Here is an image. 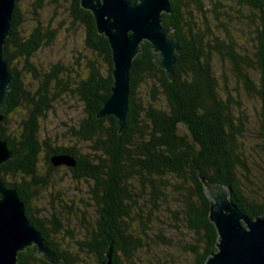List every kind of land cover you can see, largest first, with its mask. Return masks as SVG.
<instances>
[{
	"label": "trees",
	"instance_id": "obj_1",
	"mask_svg": "<svg viewBox=\"0 0 264 264\" xmlns=\"http://www.w3.org/2000/svg\"><path fill=\"white\" fill-rule=\"evenodd\" d=\"M43 1L37 0L35 5L42 7ZM169 1L172 11L162 13L163 25L174 28L168 35L177 37L181 47L174 76L169 78L155 63L159 54L144 40L133 60L126 127L120 132L114 115L98 117L114 82L109 40L98 31L93 13L81 5V0H73L72 14L86 28L87 47L107 66L91 61L89 74L75 90L84 104V116L71 131L86 144L81 150L42 137L41 120L61 93L53 95L51 86L54 80L62 86L60 67L43 73L31 58L54 39L55 31L37 28L22 36L20 0L16 2L14 25L5 48L15 83L6 96L8 104L0 108V115H4L2 136L13 157L0 165V177L18 190L28 219L67 264H102L111 245L114 264H152L156 256L148 250L149 238L172 245L173 238L164 237L162 227L155 228L159 222H166L158 216L163 211L183 221L191 235L183 248L193 258L186 264H206L217 251L219 234L210 219V198L201 177L231 186L232 199L251 217L264 214V185L259 198L242 190V176L248 181L252 176L243 140L246 132L236 115V102L230 96L224 98L228 85L219 81L214 62L216 56L228 61L246 91L264 98V0ZM243 24L252 30L254 52H245L242 41L234 35L233 29ZM239 31L244 33L242 28ZM16 58L24 59L25 69L40 79L35 88L24 85L14 64ZM255 77L260 80L258 86ZM146 84L148 99L140 95ZM18 112L19 128L10 133L12 117ZM43 152L47 165L44 174L39 167ZM56 154L73 156L76 165L55 166L51 158ZM63 166L74 178L88 183L89 205L94 207L93 222L86 216L87 209L79 208L84 226L75 239L73 230L65 228L69 222L63 220L69 218L65 210L74 206L63 197L56 199L57 204L53 202L51 219L40 216L33 206L41 189L48 187L52 172ZM66 236L74 239L76 249L63 246L61 241ZM158 263L163 264L162 260ZM18 264L52 263L38 256L36 246H31L19 253Z\"/></svg>",
	"mask_w": 264,
	"mask_h": 264
},
{
	"label": "rangeland",
	"instance_id": "obj_2",
	"mask_svg": "<svg viewBox=\"0 0 264 264\" xmlns=\"http://www.w3.org/2000/svg\"><path fill=\"white\" fill-rule=\"evenodd\" d=\"M36 1L20 0L22 22L19 31L22 36H27L37 28H42L43 31H55L54 39L36 51L31 61L37 70L43 73L51 72L59 66V80L62 85L58 87L57 80H54L51 85L53 95L61 93L52 101L53 108L41 120V134L43 138H50L57 145H73L81 150L86 147V144L73 136L71 131L73 127L78 126L84 116V104L75 90L82 79L89 74L91 61L96 60L103 68L107 66L102 57L97 56L87 47L86 28L80 21H76L72 14L73 0H44L42 7L36 6ZM239 28L243 29L246 37L243 32L239 31ZM233 30L236 39L239 42L242 41L240 43H242L245 52H254L255 48L251 39L253 34H251L252 30L249 26L243 24ZM214 62L219 81L223 86L226 83L228 85L229 92L224 94V98L227 99L230 96L236 102L235 105L238 108L236 115L242 119L246 132V137L243 140L245 151L249 154L252 176L250 181L242 176V190L250 197L259 198L263 193L262 186L264 185V98L246 91L244 84L237 78L228 61H223L216 56ZM14 64L21 71V78L28 89H33L39 84L40 79L34 78L33 73L25 69L24 59L16 58ZM256 78L255 82L258 86L260 80ZM61 88L67 90L62 91ZM148 88L147 84L141 88L140 95L145 99L149 97ZM20 119L21 114L14 113L9 125L10 133L16 132L19 128ZM185 132L187 131L185 130ZM39 167L42 174L46 173L47 165L44 152L40 156ZM49 181L48 187L42 188L40 196L33 201V206L39 210L40 216L51 219L52 212L55 211L52 208L54 203L57 204L59 197H63L64 201L74 206L71 210H65L64 215L69 217L63 219L64 222H69L65 228L73 230L74 239L78 238L84 226L82 223L84 214L79 208L87 209L86 216L93 222L91 215L94 207L89 205L92 200L88 183L84 179L74 178L66 166L52 172ZM143 202L146 203V200ZM158 216L166 222L163 221V224L159 222L160 224L155 228L162 227L164 237L173 239L170 240L172 245L169 246L162 242L156 243L155 237L149 238L150 247L148 250L156 256L152 264H159L160 260L163 264H186L193 256L189 250L183 248L188 245L191 238L183 221H177L171 212L163 211ZM179 216L182 217L181 214ZM74 239L66 236V239L61 243L64 247L73 245L76 249L78 245ZM144 254L147 255V251H144ZM141 257L143 259L142 255Z\"/></svg>",
	"mask_w": 264,
	"mask_h": 264
},
{
	"label": "water",
	"instance_id": "obj_3",
	"mask_svg": "<svg viewBox=\"0 0 264 264\" xmlns=\"http://www.w3.org/2000/svg\"><path fill=\"white\" fill-rule=\"evenodd\" d=\"M17 0H0V108L15 80L6 56V39L14 25L13 13ZM96 19L98 31L104 34L112 49L114 79L111 95L106 99L98 117L114 115L120 132L126 127L130 96V72L133 60L147 40L159 54L155 63L174 76L176 54L181 47L177 37H169L174 28L163 25L162 13H171L169 0H81ZM4 115H0V122ZM13 157V151L3 138L0 128V165ZM55 166L73 167L76 160L69 154H56ZM210 198V219L219 234L217 251L206 264H264V214L251 217L232 199L231 186L201 177ZM36 246L37 255L52 264H67L52 249L47 238L28 219L24 201L18 190L8 186L0 177V264H18L19 253ZM102 264L113 263L111 245Z\"/></svg>",
	"mask_w": 264,
	"mask_h": 264
},
{
	"label": "bare ground",
	"instance_id": "obj_4",
	"mask_svg": "<svg viewBox=\"0 0 264 264\" xmlns=\"http://www.w3.org/2000/svg\"><path fill=\"white\" fill-rule=\"evenodd\" d=\"M8 104V103H7ZM11 132V131H10ZM47 175V174H46Z\"/></svg>",
	"mask_w": 264,
	"mask_h": 264
}]
</instances>
